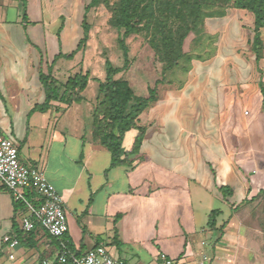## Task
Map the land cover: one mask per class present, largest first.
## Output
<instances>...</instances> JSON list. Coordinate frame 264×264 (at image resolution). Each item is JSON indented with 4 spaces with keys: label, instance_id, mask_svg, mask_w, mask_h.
Returning <instances> with one entry per match:
<instances>
[{
    "label": "crops",
    "instance_id": "obj_1",
    "mask_svg": "<svg viewBox=\"0 0 264 264\" xmlns=\"http://www.w3.org/2000/svg\"><path fill=\"white\" fill-rule=\"evenodd\" d=\"M89 2L0 0V131L16 143L21 162L42 170L62 198L65 240L73 253L104 244L124 264L128 256L197 264L208 232L216 241L236 222L230 216L220 224L223 211L215 207L232 212L253 201L249 175L264 172V28L262 46L254 50L251 13L225 8L220 16L206 17L201 35L212 48L206 64L198 56L183 82L168 79L167 87H158L139 117L145 135L138 154L110 168V154L94 140L89 123L95 93L86 100V88L78 104L51 102L47 111L35 110L44 102L39 75L51 68L58 82L61 58L52 61L63 54L60 46L76 49ZM76 55L68 70L76 69ZM78 65L90 74L88 86L98 79L85 51ZM130 131L133 144L136 131ZM132 144L122 148L127 152ZM213 210L220 213L210 230ZM20 232L12 195L0 182V253L8 259L0 264H58L59 242L41 228L15 249L3 245V236Z\"/></svg>",
    "mask_w": 264,
    "mask_h": 264
},
{
    "label": "trees",
    "instance_id": "obj_2",
    "mask_svg": "<svg viewBox=\"0 0 264 264\" xmlns=\"http://www.w3.org/2000/svg\"><path fill=\"white\" fill-rule=\"evenodd\" d=\"M102 4L112 12L110 24L115 29L123 31V38H118V45L123 51L125 65L128 50L124 38L145 32L151 48L162 63V74L171 72L179 67L182 58L187 55L183 50L187 37L194 33L198 38L201 28L203 31L204 19L222 15L225 8L248 11L253 15L252 47L255 50L262 46L260 30L264 28V0H116L112 5H109L108 0H90L84 7L82 38L76 49L68 55L58 54L52 64L62 57L72 59L82 50L89 38L85 14ZM104 67V80L93 79L97 83V101L92 108L91 127L94 140L108 151L110 168H114L128 164L127 157L138 154L145 135V127L139 124V117L155 101L156 88L148 90V97H137L126 81L116 77L121 71L119 68L114 67L108 59H105ZM39 80L43 88L44 102L35 110L45 112L51 102H60L67 106L80 103L83 99L81 93L88 86L90 74L89 72L82 74L79 71L68 77L64 83L58 84L51 73L41 72ZM161 81L158 80L156 85ZM262 106L264 109V100ZM130 130H135L136 136L130 150L126 152L122 148V139ZM219 190L226 195L229 194L227 188L221 187ZM24 196L30 199L35 197V194L26 191ZM20 205L21 201L14 202L15 212ZM219 213V210L210 212L207 223L210 230H215L214 220ZM117 219L118 217L115 221ZM226 225L227 223L223 224L220 229ZM37 228L28 233L22 231L19 234L15 233L16 237L21 241ZM64 241L67 244L65 238Z\"/></svg>",
    "mask_w": 264,
    "mask_h": 264
},
{
    "label": "rangeland",
    "instance_id": "obj_3",
    "mask_svg": "<svg viewBox=\"0 0 264 264\" xmlns=\"http://www.w3.org/2000/svg\"><path fill=\"white\" fill-rule=\"evenodd\" d=\"M85 1L78 0L80 5ZM108 2L109 5H112L116 0H108ZM111 15V10L103 4L90 9L85 14L86 23L89 26V38L82 50L76 55V58L80 62V56L85 51L92 60L89 70L100 80L105 78L104 61L108 59L114 67L121 70L116 77L126 81L137 97H148L149 89L156 88L157 93L158 87H167L166 82L168 79L176 84L183 82L184 77L192 67V62L200 56L202 57L201 62L206 64L204 60L208 58V54L212 51L206 37L202 38L201 28L198 38L204 40H199L203 45L200 47L199 44L197 47L196 39H194L197 38L196 34H190L183 46V50L187 55L182 58L179 67L162 74V63L151 48L149 38L145 32H142L124 38L128 50L127 64L125 65L123 51L118 45V38H123V31L115 29L110 24ZM72 48L69 45L60 46L58 49L59 52L66 55L71 52ZM47 51L49 53V48H47ZM70 60L62 57L57 62L60 71L56 74V79L59 84L64 83L69 76L79 71L80 67L77 66L79 62L76 63L74 71L68 70ZM51 71V68L43 70V72L49 73ZM158 80L162 81L156 85ZM94 93L97 96V83L93 81L84 92L83 98L90 100ZM86 106V104H82L83 115L88 113L85 110ZM88 118L89 123H91L90 113ZM133 134V131L125 134L122 141L124 149H128L132 144L130 139ZM255 170L257 169L255 168ZM249 180L251 190L248 199L255 198L253 201L250 200L247 204L232 212L227 206L215 207L223 211L222 215L218 216L220 224L227 221L230 216L235 217L236 222L231 229L224 233L226 234L224 238H219L216 241V237L211 233L212 231L208 232L209 236L207 235L206 238L202 239L205 244L201 245L196 253L197 255H204L200 261H205L206 264H264V172L256 171L254 175H249ZM21 204L18 209L19 222L22 217L29 214L24 203L21 202ZM153 259L148 260L143 256L140 258L128 256L127 262L128 264H158L155 260L152 261ZM0 260L6 263L8 259L0 253Z\"/></svg>",
    "mask_w": 264,
    "mask_h": 264
},
{
    "label": "built area",
    "instance_id": "obj_4",
    "mask_svg": "<svg viewBox=\"0 0 264 264\" xmlns=\"http://www.w3.org/2000/svg\"><path fill=\"white\" fill-rule=\"evenodd\" d=\"M0 182L11 193L14 202L24 203L29 214L21 218L20 229L28 233L35 228L43 229L49 237L59 242L56 256L58 264H124L111 255L104 244L96 245L83 254L73 253L64 241L68 231L67 211L62 198L47 182L42 170L25 165L19 158L16 143L4 137L0 131ZM32 191L35 197L26 199L24 193ZM40 201V203H36ZM9 249L19 246L15 235L2 237ZM12 259V255L9 256ZM44 264H47L45 262ZM159 264H176L173 259L160 256ZM197 264H206L200 261Z\"/></svg>",
    "mask_w": 264,
    "mask_h": 264
}]
</instances>
